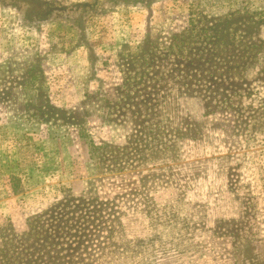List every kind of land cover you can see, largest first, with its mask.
Here are the masks:
<instances>
[{"label":"rangeland","instance_id":"rangeland-1","mask_svg":"<svg viewBox=\"0 0 264 264\" xmlns=\"http://www.w3.org/2000/svg\"><path fill=\"white\" fill-rule=\"evenodd\" d=\"M0 264H264V0H0Z\"/></svg>","mask_w":264,"mask_h":264},{"label":"trees","instance_id":"trees-1","mask_svg":"<svg viewBox=\"0 0 264 264\" xmlns=\"http://www.w3.org/2000/svg\"><path fill=\"white\" fill-rule=\"evenodd\" d=\"M197 48V47H195ZM211 52H213L214 50L213 49H210ZM162 51H158L157 54H160ZM165 52V51H164ZM203 53H196V55H192V60L193 62L192 63H196L199 62V61H203ZM177 57H178V60H175V62H171L169 63L168 65V68H169V71H171L173 73V75L171 76H168L165 78V74L163 75V77L170 81L171 83L172 82H175V83H182V82H187V80L184 78L183 76V72H182V65L180 64V62H182L184 60V57L179 55L177 53ZM153 61H150V63H152ZM191 63V68H193L192 72H190L191 74H193L194 76H189L187 79L189 82H191L193 84V86L197 85V81L199 79V73H198V67H196L195 65H193ZM134 68L136 67L135 64L136 62H132ZM137 77V80H130L128 78V74H126V77H125V81L127 82L128 84V81H131L132 83L130 84V88L127 89L126 91L124 90L123 94L117 98L115 100V104L117 103L118 105L120 104H123L124 102H132L133 101V97H132V92H133V89L135 90L136 88L139 87V85H143L141 84L142 83H147L148 80H147V72L145 71V69L143 71H140V72H135L134 73ZM198 75V77H197ZM164 80V79H163ZM136 81V82H135ZM126 82L121 86L120 90L122 89H125L126 87ZM127 99V100H126ZM108 104L109 105H112V101L110 99H108ZM136 101V99H134ZM142 104H144V101H142Z\"/></svg>","mask_w":264,"mask_h":264}]
</instances>
